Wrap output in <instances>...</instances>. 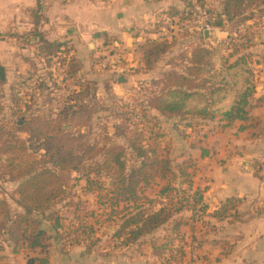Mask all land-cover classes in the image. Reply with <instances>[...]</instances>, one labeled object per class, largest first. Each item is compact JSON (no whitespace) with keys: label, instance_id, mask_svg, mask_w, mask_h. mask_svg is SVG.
<instances>
[{"label":"crops","instance_id":"1","mask_svg":"<svg viewBox=\"0 0 264 264\" xmlns=\"http://www.w3.org/2000/svg\"><path fill=\"white\" fill-rule=\"evenodd\" d=\"M209 2L211 9L219 7L220 0ZM186 6L185 0H0V67L4 72V79L0 80L5 81L16 68L22 70L26 66L23 62L21 67L15 66L18 59H30L31 53L44 57L40 49L43 41L36 35H27L35 28L58 50L70 49L67 52L72 51L73 60L79 61L80 71H87L88 80L94 67L90 58L98 54L103 35L111 36L121 47L122 73L116 76L124 79L120 86H125L138 77L135 68L143 66L140 47L148 38L145 36L152 35L153 39L159 34L157 29H163L155 24L157 18L170 9L182 15L187 12ZM16 28L26 33L21 37L17 31L12 33ZM254 29L247 49L254 90L246 120L229 125L218 120H199L202 127H214L202 141L193 142L188 152L194 168L192 189L202 193L208 226L192 225V211L182 210L136 242L119 247L116 252L103 253L98 262L89 260L83 246H63L58 242L46 246L42 253L38 249L32 256L45 255L47 264H264V22ZM215 34L220 39L231 36L228 28H218ZM213 37L209 33L208 40L203 37V41L215 45ZM197 41L196 33L187 40L178 39L176 44L189 48ZM6 65H11L9 71ZM155 66L142 69L141 78L153 75ZM168 66L165 64L160 73ZM18 69L16 73L21 72ZM100 76L111 78L109 72ZM20 112L21 116L27 114L28 107ZM170 120L177 126V121ZM18 182L0 179V197L22 213L12 199L15 194L8 193L14 192ZM2 236L6 238L3 229ZM4 240L0 243V264H27L28 249L13 250ZM193 240H197V248H189Z\"/></svg>","mask_w":264,"mask_h":264},{"label":"trees","instance_id":"2","mask_svg":"<svg viewBox=\"0 0 264 264\" xmlns=\"http://www.w3.org/2000/svg\"><path fill=\"white\" fill-rule=\"evenodd\" d=\"M263 5L264 0H220L219 7L207 8V12L212 16L214 26L222 29L230 25V31L236 34L239 32L238 25L250 19L254 15L253 10ZM188 13L185 11L184 16ZM197 32L198 41L191 44L187 51H182L176 64L162 72L152 81L153 86L148 87L147 98L140 104L139 121H132L133 116L120 113V123L114 130L120 135L121 142H115L105 132L100 142L90 143L85 135L62 132L63 125L60 123H55L56 127L52 128L60 132L59 141L45 150L40 158L27 153L31 145L15 136L0 141V179L19 181L12 199L23 210L17 213L5 198L0 197V217L5 222L3 234L13 250L18 246L32 251L44 250V240L50 236H46V231L30 215H46V211L55 204L64 200L65 204L70 203L73 197L66 181L72 173L79 174L77 179L85 180L84 190H98V203L101 206L108 204L111 208L108 215L113 217H109V222L120 218L111 236L119 239L121 246L132 244L150 234L182 210H205L202 193L192 189L190 174L184 165L173 170L170 159L160 157L157 148L149 144V137L143 135L144 128L152 129L158 125L154 119L156 116L149 115L151 110L167 119L175 117L178 122L217 119L229 125L237 120H246L249 99L254 90V73L248 65L247 56L239 54L228 59L222 55L221 47L205 43L203 34ZM27 35H36L43 41V48L40 49L49 65L48 56L57 53L58 48L43 39L35 28ZM159 38L150 40V46L143 51V65L146 69H150L159 59L156 53H166L171 47L166 39ZM222 44L227 45L229 42L224 41ZM41 76L42 87L48 86L53 80L50 71H45ZM32 110L29 123L16 127L27 129L28 133L42 138L46 134L42 128L48 129L52 125L51 119L36 117ZM61 115L65 119V113ZM36 122L37 126L34 127ZM72 142L74 145L68 146ZM101 177L108 179L106 185L100 181ZM155 177L166 180L159 193L175 190L176 185L171 184L175 178H179L185 187L176 188L181 192L176 202L170 198L168 202H160L158 209H147L144 202L151 204L152 201L141 193ZM52 226L57 235L63 226L59 217L53 218ZM87 227L85 224L73 227L72 232L76 237L72 242L81 244V234L87 240L93 232L92 227L86 231ZM47 263L46 257L42 255L27 257V264Z\"/></svg>","mask_w":264,"mask_h":264},{"label":"rangeland","instance_id":"3","mask_svg":"<svg viewBox=\"0 0 264 264\" xmlns=\"http://www.w3.org/2000/svg\"><path fill=\"white\" fill-rule=\"evenodd\" d=\"M209 3V0H206L205 4L207 8H210ZM253 13L254 15L244 22L242 27L238 25V33L234 34L230 31V25L227 27L229 33H231L230 37H232V40L230 38L225 40L229 44H222L220 46L212 44L215 47H221V53L224 57L231 59L239 54L248 56V42L253 36L252 31H255L254 27L264 22V5L255 8ZM165 14V16L162 18L158 17L156 20L157 22L155 24L160 25L163 29H157L159 34L157 37H154L155 39L162 37L167 42L169 40L171 44L170 49L166 53H156L159 59L150 68L153 69L157 64L153 75L143 76L141 78V70L150 69H146L144 65L142 67H136L135 70L138 72V77L134 78L132 82L125 86H120L121 83L118 81V76H116L117 73L121 72L122 68L120 65L121 47L109 35H103L102 42L98 45V54L94 58H90L91 63L94 65L91 71L92 75H89L90 80H88L87 71H80L79 61L77 59L73 60L72 51L67 52L70 49L66 47L59 49L54 55L48 56L50 60L49 65L46 64L44 54L45 58L43 56H37L36 53H31L30 59L29 57L20 58L17 62H14L15 66L18 65V67H21L22 62L26 66L22 70L16 68V70L18 69L21 72L16 73L15 70L7 78L5 77V81L0 80V141H3L8 136H15L31 145L27 153L40 158L44 155L45 150L59 141L61 137L60 132H56L52 128L56 127L55 123H60L63 125L62 132L69 135H85L87 141L90 143L93 141L100 142L105 132L115 142H121L120 135L114 130V127L120 123V117L122 116L120 113L123 112L130 117L133 116L132 121H139L140 104L147 98L148 87L150 85L153 86L152 81L161 75L162 72L160 73V69H163L165 64L169 65L167 69L172 64H176L178 55L182 51L188 50V48H182V45H177V40H187L197 32L196 29L185 27L186 19L193 20L194 23H199L200 20L196 12L189 11L187 16H184V14L178 15L175 10L170 9ZM16 31L18 36L26 33L24 29L19 28L13 30L12 33ZM165 35L166 37L171 36V38L167 39ZM151 36H145L148 38L142 42V46L140 47L142 51L150 46L149 41L152 40ZM229 54L231 55L229 56ZM103 59H106L108 63H115L118 67L115 70L110 66L101 68L99 63ZM10 66L6 65L8 71ZM45 71L51 72L53 80L48 86L42 87L43 79L41 75ZM103 72H109L111 74L110 80L100 76ZM157 73H160V75L156 76ZM26 107H28V113L23 114L22 112L23 116H21L20 111H23ZM30 110H32L31 112L36 117L51 119L52 125L48 129L46 127L42 128L43 131H46L45 136L42 138H37V135H33L30 132L28 134L27 129L23 131L16 127L29 123V117H31ZM15 112H18V114ZM62 112L65 113V119L63 115L60 116ZM149 113V115H154V117L158 116L151 111ZM150 117L154 118L153 116ZM7 119L10 120L6 121ZM154 119L158 122L157 127L152 129L144 128L143 135L149 137L147 139L149 140V144L157 148V154L160 157L166 156L170 159L173 170H177L181 164L184 165L192 181L194 168L192 167L193 162L188 156L190 146L193 142L202 141L211 132L214 124H208L205 125L206 127H202L200 126V122H198L199 119L178 122L177 118L174 117L173 120L178 122H176L177 126H174L170 119H157L156 117ZM214 120L217 121V119ZM35 124L34 127L37 126V122ZM198 131H202V133L198 134ZM73 145V142L68 144L70 147ZM78 176L79 174L72 173L70 179L66 181L68 188L70 187L69 192L73 197L70 203L65 204L66 200H64L52 206L50 210L46 211V215L32 213L30 217L36 220L39 223V227L46 231V236L50 237L55 231V228L52 226L53 218L59 217L63 226L58 230L57 235H52L54 239L49 237L45 238L44 245L48 246L54 242L61 243L63 246L81 245L87 248H85L86 256L90 258L89 260L94 259L95 262H98L96 260H100V256L103 253L116 252L119 250V247H123L119 244V239L111 236L117 224L120 223V218L117 217L116 220L109 222L110 215H108V212L111 209L110 206L108 204L101 206L98 203L100 201L97 196L98 190H84L86 182L84 179H77ZM100 181L106 185L108 179L101 177ZM165 181V179L155 177L154 181L142 191L141 195L152 201L151 204L144 202V207L147 209H158L160 202H168L167 200L170 198H173V201L176 202V198H180L181 192L176 188L185 187V184L181 183L179 178H175V180L171 181L172 185H176L175 190L167 191L164 194L159 193L158 191L165 184ZM8 193L11 194L14 192ZM91 211L94 212L93 215L90 214ZM202 212L205 213V211ZM2 218H0V231L5 224ZM78 224L88 226L86 231L89 230V227L93 228V232L87 240L84 235H80L81 244L72 242L76 237V234L72 232V228L78 226ZM195 224L198 223H193L192 225ZM65 233H69V235H65ZM0 239V243L4 239V243L7 241L3 236ZM17 249L26 250L25 247L21 246H18ZM37 251L38 249L35 251L28 249V254L32 256ZM42 256L45 257V255Z\"/></svg>","mask_w":264,"mask_h":264},{"label":"built area","instance_id":"4","mask_svg":"<svg viewBox=\"0 0 264 264\" xmlns=\"http://www.w3.org/2000/svg\"><path fill=\"white\" fill-rule=\"evenodd\" d=\"M185 2L187 3L186 9L190 12L194 11L196 12L198 15V19L200 20L199 23H194L193 20H189L186 19V28H193L196 29L197 31H200L201 33L203 32V30H207L211 37L214 36V44L216 45H220L222 44L226 39H220L216 37V30L218 29L216 26H214L212 24V16H210V14L207 12V7L205 4V0H185ZM200 24V26H199ZM191 26V27H190ZM240 26H243V23L240 24ZM101 68H107L108 66H110L113 70H115V68H117L118 66L115 65V63H108L106 59H103L102 61H100L99 63ZM202 131H198V134H201ZM191 223H198L200 225H203V227H207L208 223L207 220L204 217V212L200 211L197 208H194L191 210ZM198 247V242L193 240L190 245L189 248H197Z\"/></svg>","mask_w":264,"mask_h":264},{"label":"water","instance_id":"5","mask_svg":"<svg viewBox=\"0 0 264 264\" xmlns=\"http://www.w3.org/2000/svg\"><path fill=\"white\" fill-rule=\"evenodd\" d=\"M202 34H203L204 40L207 41V40H208V34H209V32H208L207 30H203ZM0 79H1V80L4 79V72H3L2 67H0ZM123 80H124V79H123L122 77H119V78H118V81H119V82H121V81H123Z\"/></svg>","mask_w":264,"mask_h":264}]
</instances>
